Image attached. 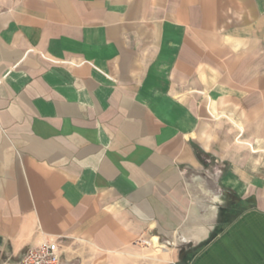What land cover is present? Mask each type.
I'll list each match as a JSON object with an SVG mask.
<instances>
[{
    "label": "crops",
    "instance_id": "0c3cea01",
    "mask_svg": "<svg viewBox=\"0 0 264 264\" xmlns=\"http://www.w3.org/2000/svg\"><path fill=\"white\" fill-rule=\"evenodd\" d=\"M51 237L264 264V0H0V263Z\"/></svg>",
    "mask_w": 264,
    "mask_h": 264
},
{
    "label": "rangeland",
    "instance_id": "374dc122",
    "mask_svg": "<svg viewBox=\"0 0 264 264\" xmlns=\"http://www.w3.org/2000/svg\"><path fill=\"white\" fill-rule=\"evenodd\" d=\"M190 97L191 95L189 94V95L184 96V99H189ZM195 150L199 152V150H197L196 148ZM197 156L203 166L199 172V175L203 177H208V175H214V174H218V172L219 173L221 172V167L217 165L210 157L202 156L201 154H198V153H197ZM197 176L198 175H196V177ZM149 238L150 236L148 235L141 237V239H149ZM173 246L174 245H171L169 241H166L163 238H160L159 240L156 239L155 245H153V247L150 250H146L144 248L145 245L143 243L141 244L131 243L130 247H128L130 248L129 250L130 253H127L128 248H125L126 252L124 254H120V253L112 252V251H104V256H105L104 263L105 264H122L123 262V264H126L130 261L132 264H146L148 262H150V264H160L163 262V260H160V259L161 257L164 256V254L161 251H163L166 247H173ZM149 256H150V260L148 258ZM19 261L20 259L18 260L17 264H19Z\"/></svg>",
    "mask_w": 264,
    "mask_h": 264
},
{
    "label": "built area",
    "instance_id": "2783aa9c",
    "mask_svg": "<svg viewBox=\"0 0 264 264\" xmlns=\"http://www.w3.org/2000/svg\"><path fill=\"white\" fill-rule=\"evenodd\" d=\"M19 264H61L58 238H45L38 244L26 248Z\"/></svg>",
    "mask_w": 264,
    "mask_h": 264
}]
</instances>
